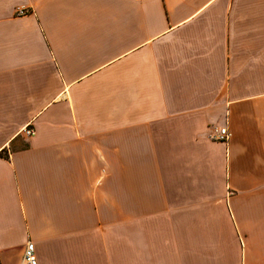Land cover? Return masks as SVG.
I'll return each instance as SVG.
<instances>
[{"label":"crops","instance_id":"crops-1","mask_svg":"<svg viewBox=\"0 0 264 264\" xmlns=\"http://www.w3.org/2000/svg\"><path fill=\"white\" fill-rule=\"evenodd\" d=\"M26 242L264 264V0H0V264Z\"/></svg>","mask_w":264,"mask_h":264},{"label":"built area","instance_id":"built-area-1","mask_svg":"<svg viewBox=\"0 0 264 264\" xmlns=\"http://www.w3.org/2000/svg\"><path fill=\"white\" fill-rule=\"evenodd\" d=\"M23 13V9H18V15H22ZM20 134L24 138H29L33 135V129L30 126H25ZM229 138L230 133L228 132L226 127L213 129L214 140L225 143ZM20 264H37L35 246L32 242H26V244L24 245Z\"/></svg>","mask_w":264,"mask_h":264}]
</instances>
